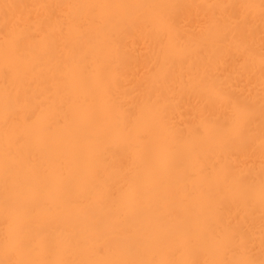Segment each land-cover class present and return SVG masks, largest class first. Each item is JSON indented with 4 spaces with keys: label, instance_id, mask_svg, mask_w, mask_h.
<instances>
[{
    "label": "bare ground",
    "instance_id": "bare-ground-1",
    "mask_svg": "<svg viewBox=\"0 0 264 264\" xmlns=\"http://www.w3.org/2000/svg\"><path fill=\"white\" fill-rule=\"evenodd\" d=\"M0 264H264V0H0Z\"/></svg>",
    "mask_w": 264,
    "mask_h": 264
}]
</instances>
